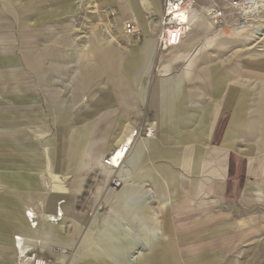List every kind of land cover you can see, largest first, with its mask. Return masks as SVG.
I'll return each mask as SVG.
<instances>
[{
  "label": "crops",
  "instance_id": "1",
  "mask_svg": "<svg viewBox=\"0 0 264 264\" xmlns=\"http://www.w3.org/2000/svg\"><path fill=\"white\" fill-rule=\"evenodd\" d=\"M100 1L105 5L114 2L119 8L115 19L121 37L127 36L123 33V23L131 21L134 28L148 38L142 43L141 50H133L127 59L126 71L130 75L129 68L137 66L138 58L153 55L150 39L156 34L158 23L153 31V25L145 23L143 13L160 16L162 0ZM65 6H68L67 14L79 10L77 0H0V45H4L0 47V264H15V259L26 249L19 243L22 235L33 243L27 247L50 249L55 245H72L66 227L55 223L62 216V210L42 211L40 215L26 211L25 203L6 192L16 191L14 186L19 184L31 193L39 190L42 183L49 182L47 191L55 193L60 177L56 169L69 167V162L71 169L79 167L80 160L74 164V159L75 156L76 160L80 159L81 153L87 161V170L84 169L82 175L98 169L108 177L114 168L104 164L105 158L133 131V127L128 130L127 115L123 112H128V102L133 103L127 87V83L132 85L133 81L125 78L124 83L115 82L114 86L110 81L109 84L105 82L106 85L100 86L103 90L98 92L96 73L90 75L97 72L101 77L104 73L102 76L106 80V73L110 74L112 68L110 45L87 48L89 51L71 46L23 47L17 53L9 42L15 40L10 36L13 32L10 28L17 19L23 25L22 31L29 33L27 24H32V8L37 10L34 12L37 15L35 23L47 22L50 15L59 23L65 16L61 10ZM20 7L22 13L17 9ZM10 22L12 26L8 28ZM61 26L62 32H49L51 37L48 35L47 39L68 40L71 26L66 23ZM208 27L212 28V23L205 20L204 28L207 30ZM198 31L193 30L187 43L181 45L204 39L207 41L202 44L205 48L213 40H222L223 35L232 39L231 34L224 33L205 38ZM113 40L116 37L111 35ZM65 44L69 45L68 42ZM175 48L178 46L161 52L162 66L158 77L151 81L146 92L144 118L143 115L140 118L139 113L134 115V125L151 126L155 135L135 139L119 167L123 185L118 196L127 199L135 192L132 197L136 202H129L127 206L137 211L126 220L128 224L117 225L103 213L88 224L87 232L110 233L105 237L109 239L107 245L96 241L95 251L80 254L79 259H84L86 264H92L93 258L97 264H251L255 262L251 259L253 243L264 241V211H251V131L254 134L262 131L264 124L251 122L256 117L251 114L249 91L240 89L239 80L209 79L206 69L201 70L203 75L194 79H186L185 75L179 79L159 78L168 72L163 64L179 56L172 50ZM187 52L183 50L182 54ZM122 53L121 50L118 55L119 66L124 60ZM85 57L97 59L98 63L91 64ZM53 72H56V81H53ZM32 77L41 89L55 87L56 90L45 89L40 94H32L28 88ZM141 94L142 98H138L144 101L143 90ZM82 103H91L87 106L89 120L74 114L77 105ZM53 105L64 108L50 109ZM112 105H119L120 111L105 124L106 135L100 137L99 146H96L93 130L102 120L106 122L105 117L100 120V116L110 112ZM140 119L145 121L142 123ZM25 121L29 122L27 126L22 124ZM37 126L39 129L33 132L32 127ZM114 129L119 132L111 141L108 138ZM86 133L88 137H85ZM162 153L168 155L173 164L160 167L161 173L155 172L154 164L148 162L157 163ZM144 165L152 170L150 175L131 174V169L143 170ZM82 175L77 176L78 183L82 181ZM165 175V182L171 186L170 198L159 197L158 193L150 195L152 192L146 191V185L157 188L161 176ZM149 195L158 199L160 209L169 206L164 225L168 251L160 242L162 236L155 213H151V227L141 226V212ZM32 196L29 195L31 199ZM47 204L51 207V203ZM97 223L104 226H97ZM40 231L48 238L39 236ZM115 244L126 246L128 256L121 261L115 259L122 252L116 251ZM144 246L147 252L141 250ZM14 248L19 252L16 250L15 253ZM55 264L64 263L59 260Z\"/></svg>",
  "mask_w": 264,
  "mask_h": 264
},
{
  "label": "rangeland",
  "instance_id": "2",
  "mask_svg": "<svg viewBox=\"0 0 264 264\" xmlns=\"http://www.w3.org/2000/svg\"><path fill=\"white\" fill-rule=\"evenodd\" d=\"M212 0H197L195 12L193 15L192 24L189 27L192 29L188 34L184 36V43L189 36L193 34V30H199V33L204 34L205 38L215 37L218 34H231L232 39L228 37H224L222 40H213L206 45L204 48L203 42H207L204 39L198 40L194 43L191 40L186 46L180 45L178 48L172 49L179 54L177 59H170L165 62L163 65L167 66L168 72L163 77H159L162 79L168 78V76L173 77L174 79H179L181 76H186V79H194L195 76L203 75L201 70L206 69V75L212 79H220L231 81V80H239L240 89L249 91L251 97V114L255 115L256 119L253 121L259 122L260 125L264 124V34L259 36L260 38H255L253 35V28H251V21L248 22V27L244 28H230V27H208L207 30L204 28L205 20H209L208 16L202 12L197 5L199 6H207L206 4L211 3ZM260 7L256 9V14L253 17L257 18V22H253L252 25L256 26L260 22V20L264 21V0L260 1ZM81 8L75 14H67L66 10H68V6L63 7L61 10L64 12L62 18H60V22L58 23L52 15L48 17L47 22L40 23L34 22V18L37 16L35 11L36 9H31V20L32 24H27V28H29V33L25 34L23 30V25L17 19L12 26V22L9 23V27L13 32L10 33L12 39L9 40L12 46H15L16 52L19 53L23 47H47V48H57V47H65L71 46L74 48H80L89 51L87 48H98L103 46L110 47L112 51V68L111 72L106 73V80L104 79V73L100 74L97 72H91L90 75H94L96 79V88L97 91L100 92L103 89L100 88L101 85H106L105 82H111V85L114 86L115 82L130 79L133 81L132 85L127 83L128 91L131 94H128L129 99L133 103L128 102V112H125L127 115V126L128 130L133 127L134 129H138L139 127H143L144 125H134V115L139 113V117L146 112V100L148 91V86L152 80L158 77L159 70L162 66V62L160 61V55L162 51H158L155 45L154 37L150 39L152 42V51L153 55L150 58L149 55H143V57L138 58V63L135 68H129L131 70L130 75L126 71V63L129 55L133 50L140 51L142 48V43L145 39H148L141 30H138V34L135 36H123L118 33L116 28V19H112L114 22V26H108V18L109 13L113 12L114 17L119 13V8L113 2L109 5L102 4L100 0H90L89 2H82ZM23 12V9L17 8ZM41 10V9H38ZM18 14V12H17ZM52 14V12H51ZM144 20L145 23L153 25V31L156 30L157 23L159 20V14L150 13L145 14ZM54 16V15H53ZM10 20V17H9ZM70 24L71 32L68 40L66 38L62 40H48L51 37L49 32H62V26L64 23ZM200 28V29H199ZM49 33V34H48ZM154 33V32H153ZM111 35L116 37V40L111 41ZM262 37V38H261ZM70 41V42H69ZM68 42L69 45L65 43ZM187 43V41H186ZM108 44V45H107ZM4 45H0L3 47ZM202 48V49H201ZM190 49V51H189ZM122 50V54L124 55V60L122 61V65L119 66L121 61L117 62L118 55L120 56ZM185 50L187 53L182 54V51ZM86 52V51H85ZM141 55V54H139ZM85 59L89 60L88 62L91 64H97V59L92 60L91 57H85ZM124 63V64H123ZM109 64V63H106ZM122 67V68H121ZM128 69V70H129ZM22 75V74H21ZM56 75V72H53V77ZM103 75V76H102ZM129 75V76H128ZM51 76V77H52ZM52 77V78H53ZM55 78V79H54ZM53 81H56L57 77H54ZM198 78V77H197ZM30 81V80H28ZM33 83V84H32ZM32 83L28 85L29 90L31 89L32 94H40L43 90H56L53 88H43L39 87L38 83H35L32 77ZM230 83V82H229ZM228 83V84H229ZM36 85V86H35ZM144 88V89H143ZM239 89V90H240ZM142 90L144 91V98L142 101ZM138 94V96H137ZM141 96L140 98H138ZM128 99V100H129ZM91 104V103H89ZM88 103H82L77 105V109L74 114L80 115V117L87 118L89 120L90 114L87 113ZM49 108L45 105H37L36 107ZM59 106V108H64L63 105H53V107ZM29 109H32L31 107ZM38 109V108H35ZM120 111L119 105H112L111 111L108 112L104 116H100V120L105 117V121L102 120L100 125L96 127L93 131H95L94 135L97 139L96 146H99V139L105 134L104 126L105 124L112 120L114 117H117ZM75 115V116H76ZM102 115V114H101ZM124 115V114H123ZM141 118V117H140ZM160 120H162L163 116L160 115ZM146 119V118H145ZM99 120V121H100ZM144 119L140 122L143 123ZM139 122V123H140ZM22 123V122H21ZM146 123V122H145ZM24 126H27L29 122L22 123ZM98 124V123H97ZM125 124V123H124ZM141 124V123H140ZM36 125V124H34ZM39 129L32 127V131L35 132ZM262 131L256 132V134L251 131V211H264V127L261 129ZM92 131V132H93ZM80 132V131H79ZM118 130H113V135H110L109 140L113 141L116 136H118ZM81 134V132H80ZM82 136V135H81ZM85 137H88L86 133ZM107 137V136H106ZM144 137V136H142ZM87 141V140H86ZM113 152V151H112ZM84 153H81L80 159L76 160V156L74 159V164L76 161H79V167H74L71 169V162H69V167H60L56 169V173L60 174L57 178L59 183V187L55 193H50L47 191L49 189L50 183H42L41 188L36 191L28 192L21 188V185L17 184L14 187H17L16 191L10 190L9 195L15 197L19 201L25 203L26 211H33L40 215L42 211H55L62 210L60 218L55 222L57 224H62L66 227V234L72 238L71 246H63V245H55L50 249L43 248L37 246L31 248L30 252L34 250L38 251L40 257L51 260L53 264L56 261H63L64 264H86L84 259L80 260L79 256L81 253L87 252L92 253L96 246V241H100L101 245L108 244L109 239L105 237L109 236V231L104 232H87L88 224H92V222L97 218L99 213L105 214L108 218H110L115 224H128L126 220L134 216V208L127 206L129 202H134L135 194L133 192L125 198H119L118 192L119 189L112 190L110 188V179L111 177L119 174V169H113L108 173V177L105 176L100 170L95 169L88 175H82L83 170L86 168V160L83 158ZM161 159L155 163V161H149V164H154L152 168H155V172L161 173L163 170H160V167H166L167 164H173V160L168 158V155L161 154ZM165 155V157L163 156ZM261 160V161H260ZM146 164V162H145ZM157 168V169H156ZM79 169V170H78ZM142 168L136 169L135 167L131 169V174L140 175V174H149L152 172L147 166L144 165ZM165 169H168L165 168ZM87 170V169H85ZM167 171V170H166ZM168 173V172H166ZM169 175L172 172L168 173ZM82 175L80 179L81 182H77V176ZM164 175V174H163ZM168 177V175H167ZM65 178V179H64ZM166 175L161 176V187L160 185L156 188L154 185H146V191L154 193H158L160 196H165L166 198H170V190L171 186L167 182H165ZM49 180V179H48ZM75 181V182H74ZM12 185V184H11ZM14 185V184H13ZM260 188V189H259ZM2 191V190H1ZM4 195V193H2ZM36 196H32V195ZM29 195L32 196L29 197ZM148 197L146 201L145 209L141 212L142 223L141 226L144 228L151 227L153 225L150 222L151 213H155L157 217V226L161 231V240L160 242L166 247V243L168 240L167 235L164 232V225H166V212L169 209L167 208L160 209L158 206V199L153 197ZM131 196V197H130ZM39 198V199H37ZM22 199V200H20ZM51 203V207H48L47 203ZM61 202V203H60ZM136 202V201H135ZM139 203V201H137ZM126 222V223H125ZM104 224L97 223V226ZM133 225V224H130ZM44 231L39 232V236H45ZM23 238V242L27 244H33L32 242L27 240L26 236H20ZM44 237V238H45ZM43 240V239H41ZM255 246L251 248V259H254L255 262L251 264H264V241H255L253 243ZM251 244V245H253ZM116 251H122L117 254L114 258L118 261H121L125 258L126 254V246L124 244H115ZM27 247V246H26ZM107 246H104L106 248ZM22 248V247H21ZM28 248V249H30ZM167 251H168V247ZM15 249V248H14ZM18 251V248L15 249ZM143 252H147V248L144 246L141 248ZM150 253H147L149 255ZM168 254V253H167ZM65 256L63 260L61 257ZM167 259L168 258L167 255ZM92 264H97L96 258H93ZM15 264H20L18 259H15Z\"/></svg>",
  "mask_w": 264,
  "mask_h": 264
},
{
  "label": "built area",
  "instance_id": "3",
  "mask_svg": "<svg viewBox=\"0 0 264 264\" xmlns=\"http://www.w3.org/2000/svg\"><path fill=\"white\" fill-rule=\"evenodd\" d=\"M196 1L162 0V12L158 20V30L154 35L158 51L175 47L182 42L186 30L192 24ZM260 1L262 2L263 0H212L211 3L206 4L207 6H199L198 4L197 7L208 16L214 27L244 28L248 27V22L251 21L253 32L259 36L263 32L260 27L262 20L256 26H253L252 23L257 22V18L253 16L256 14V9L261 5ZM112 19H115L114 13L110 12L108 18L109 27L114 26ZM122 28L123 33L127 36L138 34L131 21H125ZM150 128V126L144 125L143 128L134 129L133 136L149 138L154 134L153 128ZM120 149L122 156H125L129 151V147L125 144H121L118 150ZM104 164L107 166L111 165L108 157L105 158ZM122 185L123 181L119 174L111 178L110 188L112 190L120 189ZM22 239L19 240L20 246L26 249L17 258L20 264H53L51 260L40 257L38 251L30 252L31 248L25 247L26 243Z\"/></svg>",
  "mask_w": 264,
  "mask_h": 264
},
{
  "label": "bare ground",
  "instance_id": "4",
  "mask_svg": "<svg viewBox=\"0 0 264 264\" xmlns=\"http://www.w3.org/2000/svg\"><path fill=\"white\" fill-rule=\"evenodd\" d=\"M89 2L90 0H77V4H78V7H79V9L81 8V3L82 2ZM260 27H261V29H262V31L264 32V21H261V24H260ZM190 31H192V29H190V28H188L187 30H186V32H185V35L186 34H188ZM261 33V34H259V36H261V35H263L264 33ZM184 35V36H185ZM253 35H254V37L255 38H260L259 36H257L256 35V33L255 32H253ZM262 38V37H261ZM183 40H184V38H183ZM183 40H182V42H183ZM181 42V43H182ZM181 43L179 44V45H177V46H180L181 45ZM177 46H175V47H177ZM171 48H173V47H171ZM167 49H170V48H165V49H163L162 51H165V50H167ZM151 127V126H150ZM150 129H152V127L150 128ZM154 130V129H153ZM129 136H127L114 150H113V153L112 154H109L107 157H108V159H110V163H111V165L110 166H108V167H110V168H119L120 167V165H121V163H123V161H124V159L126 158V156L128 155V153H129V151H130V149H131V146H132V144H133V142L135 141V139H146V137H144V138H139V137H136V136H133V131H131V132H129V134H128ZM153 135H155V131H154V134ZM121 144H125V145H127L128 147H129V151H128V153L125 155V156H122V152H121V149L120 150H118V148H119V146L121 145ZM106 157V158H107ZM107 166V165H106Z\"/></svg>",
  "mask_w": 264,
  "mask_h": 264
}]
</instances>
